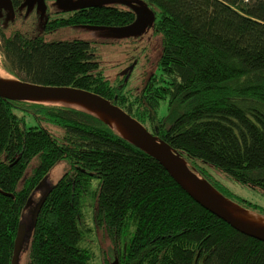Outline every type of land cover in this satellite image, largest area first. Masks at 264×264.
<instances>
[{
  "label": "trees",
  "instance_id": "obj_1",
  "mask_svg": "<svg viewBox=\"0 0 264 264\" xmlns=\"http://www.w3.org/2000/svg\"><path fill=\"white\" fill-rule=\"evenodd\" d=\"M145 1L156 13L158 71L138 91L129 89L128 75L115 82L104 76L95 43L44 35L66 25L125 26L135 17L127 6L55 12L39 34L8 33L9 22L0 27L3 68L109 98L226 196L205 165L264 191V0ZM161 103L168 113L160 114ZM61 161L69 168L40 209L25 264H95V235L110 242L119 264H264V242L196 203L159 161L98 118L1 96L0 264H11L28 198Z\"/></svg>",
  "mask_w": 264,
  "mask_h": 264
},
{
  "label": "water",
  "instance_id": "obj_2",
  "mask_svg": "<svg viewBox=\"0 0 264 264\" xmlns=\"http://www.w3.org/2000/svg\"><path fill=\"white\" fill-rule=\"evenodd\" d=\"M55 1L56 9L53 12H70L81 8L92 6H105L120 4L127 6L134 14V21L125 26H100L82 24L89 28H96L102 32L101 39L113 40L126 37L143 36L149 29H153L156 22V13L145 0H52ZM27 13L36 9L43 23L48 19V2L45 0H23L21 8H26ZM5 22L2 18L5 16ZM16 17L14 3L12 0H0V27H6ZM41 20V22H42ZM42 23V25H44ZM80 25V26H82ZM81 39V38H79ZM84 39V38H83ZM92 42V41H91ZM3 67V65H2ZM4 69V68H3ZM6 71V69H5ZM8 77L0 76V96L7 100L35 102L46 105L66 106L81 110L98 118L114 130L124 140L132 143L139 150L144 151L153 159L155 158L163 168L170 174L172 179L179 184L185 193L200 203L210 213L223 219L238 232L246 234L255 240L264 242V214L252 210L240 203L230 199L222 191H219L211 181L201 176L190 166L188 160L174 149L165 139L153 134L144 123L129 114L124 108L114 104L109 98H104L99 93L89 89H83L69 85H47L33 81L17 78L9 71ZM128 79V76H127ZM51 172V171H50ZM50 172L35 187L33 196L28 198L24 207L25 214L22 216L21 224L15 238L13 258L11 264H22L30 246V240L36 225V219L40 213L46 197L55 182L50 180ZM40 192V197L35 195ZM13 195L11 193H7ZM27 260V258H26ZM26 262V261H25ZM25 264V263H23ZM113 264H119L117 258Z\"/></svg>",
  "mask_w": 264,
  "mask_h": 264
},
{
  "label": "rangeland",
  "instance_id": "obj_3",
  "mask_svg": "<svg viewBox=\"0 0 264 264\" xmlns=\"http://www.w3.org/2000/svg\"><path fill=\"white\" fill-rule=\"evenodd\" d=\"M47 2V1H46ZM55 1L48 0V18L49 16H55L53 10L56 9ZM118 6H123L116 4ZM36 15L32 14L27 18H18L13 26L7 29L9 33L11 30L20 28L26 33H41V19L35 20ZM47 21V20H46ZM47 40H61V39H72L81 38L92 41L96 45V54L100 61L101 69L103 70L104 76H107L110 81L115 82L124 78L128 75L129 78V89L133 88L134 91H138L142 86L143 82L150 76L151 73L158 71V48H159V37H155L154 31L149 29L143 36L126 37L124 39L115 38L113 40L101 39L102 32L96 28H89L87 26L80 25H66L62 26L57 30L50 31L44 34ZM0 63L3 65V58L0 52ZM160 114L166 113L168 106L166 103L160 104ZM168 113V112H167ZM36 158L29 165V168L25 171L24 176L31 173L33 166L36 163ZM69 168L67 161H61L55 168L50 172L51 182H55L66 170ZM205 169L212 174V177L223 184L225 192L229 198L233 199L240 204H245L243 199L252 202L260 210L264 212V191L260 188H252L243 182L229 178L221 170L216 169L211 165H205ZM22 177V178H23ZM226 195V194H225ZM41 193L38 192L35 197H40ZM86 217L88 222H92V211L93 208L86 207ZM96 258L95 264H104L102 251L100 245L106 248L109 253V262L113 264L114 253L111 251L112 247L110 242L107 240H101L98 235L94 236ZM103 238V237H102ZM102 247V248H103ZM27 255L21 261L25 263Z\"/></svg>",
  "mask_w": 264,
  "mask_h": 264
},
{
  "label": "flooded vegetation",
  "instance_id": "obj_4",
  "mask_svg": "<svg viewBox=\"0 0 264 264\" xmlns=\"http://www.w3.org/2000/svg\"><path fill=\"white\" fill-rule=\"evenodd\" d=\"M12 2H13V0H12ZM21 4H22V1L20 2V4H18V5H14V13L16 14V17L14 18V20L13 21H10V22H12V25H14V23L16 22V20L18 19V18H27V16H31L32 14H34V15H36V16H34L35 17V20H38V18H39V20L41 19L42 20V18L40 17V14L39 13H37L36 12V9H34L33 11H31V12H29V14L27 13V6H26V8H21ZM47 13H49V12H47ZM4 14H5V16L2 18V22H5V17H6V13H5V11H4ZM57 15H55V16H49V18L47 19V21H46V23H45V21H44V23H43V20H42V22H41V26H43L44 27V25H46L44 28H42L43 30L45 29V31L47 30V28H49V26H51L52 25V23H50V21L51 20H53V19H55V17H56ZM38 20V21H39ZM42 23L44 24V25H42ZM46 33V32H45Z\"/></svg>",
  "mask_w": 264,
  "mask_h": 264
},
{
  "label": "bare ground",
  "instance_id": "obj_5",
  "mask_svg": "<svg viewBox=\"0 0 264 264\" xmlns=\"http://www.w3.org/2000/svg\"><path fill=\"white\" fill-rule=\"evenodd\" d=\"M0 76L2 77H8L9 73L5 71V69H3L2 64L0 63Z\"/></svg>",
  "mask_w": 264,
  "mask_h": 264
}]
</instances>
